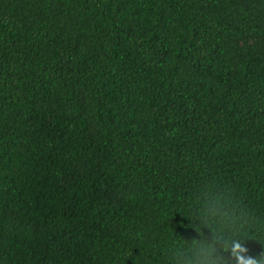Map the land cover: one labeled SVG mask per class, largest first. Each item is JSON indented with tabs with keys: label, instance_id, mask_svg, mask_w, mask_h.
Wrapping results in <instances>:
<instances>
[{
	"label": "trees",
	"instance_id": "16d2710c",
	"mask_svg": "<svg viewBox=\"0 0 264 264\" xmlns=\"http://www.w3.org/2000/svg\"><path fill=\"white\" fill-rule=\"evenodd\" d=\"M264 261V0H0V264Z\"/></svg>",
	"mask_w": 264,
	"mask_h": 264
},
{
	"label": "clouds",
	"instance_id": "9594fccd",
	"mask_svg": "<svg viewBox=\"0 0 264 264\" xmlns=\"http://www.w3.org/2000/svg\"><path fill=\"white\" fill-rule=\"evenodd\" d=\"M231 256L235 264H264V261L258 260L256 257L247 254V248L239 243H234L231 250ZM209 264H221V261L215 257L209 259Z\"/></svg>",
	"mask_w": 264,
	"mask_h": 264
}]
</instances>
